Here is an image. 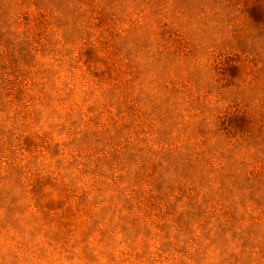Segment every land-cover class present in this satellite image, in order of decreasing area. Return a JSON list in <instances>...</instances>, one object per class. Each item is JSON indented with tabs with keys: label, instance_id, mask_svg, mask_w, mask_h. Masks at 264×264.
<instances>
[{
	"label": "clouds",
	"instance_id": "obj_1",
	"mask_svg": "<svg viewBox=\"0 0 264 264\" xmlns=\"http://www.w3.org/2000/svg\"><path fill=\"white\" fill-rule=\"evenodd\" d=\"M157 183L211 223L149 240ZM0 264H264V28L235 0H0Z\"/></svg>",
	"mask_w": 264,
	"mask_h": 264
},
{
	"label": "rangeland",
	"instance_id": "obj_2",
	"mask_svg": "<svg viewBox=\"0 0 264 264\" xmlns=\"http://www.w3.org/2000/svg\"><path fill=\"white\" fill-rule=\"evenodd\" d=\"M235 4L239 5L242 16L250 25L264 28V0H235ZM22 58L27 62V54H24ZM233 59H238V57H226L218 68L222 77L229 78L238 73L239 69L237 65L231 63ZM16 98H19V90L16 92ZM217 119L219 121L218 130L223 131L226 136L235 135L237 132L252 135L249 121L243 116L230 113L226 109L223 115L219 116ZM259 131L260 129L258 128L257 134ZM25 143H28V141L26 140ZM151 169L152 172L155 173L156 165H152ZM164 188L165 186L162 183L155 184V191L148 192L142 202V207H136L137 212L141 213L142 217L145 218V235L149 237V240L151 239L152 233L157 230L163 231L164 227L169 225L170 219L171 223L177 227L187 226L193 218L199 217H203L201 227H207L208 223H211L209 217L205 216L206 208L201 207L199 204H191L192 198L188 195L189 189L177 186L175 189L177 195L173 196L171 200H167V193L164 191ZM168 191L170 192L171 189ZM200 199L202 204L206 203L204 197ZM181 201H184L189 207H183L180 203ZM131 207H133V205L128 206L129 209H131ZM221 215L229 218V224H235L237 221L244 219L243 214L238 216L234 209H226ZM217 227L220 229L221 233L226 231L221 225H217ZM231 235L234 236L235 233ZM241 243L246 245L248 241L245 240Z\"/></svg>",
	"mask_w": 264,
	"mask_h": 264
}]
</instances>
